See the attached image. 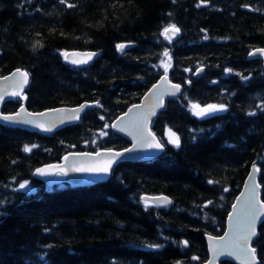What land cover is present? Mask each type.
Here are the masks:
<instances>
[{
	"label": "trees",
	"instance_id": "trees-1",
	"mask_svg": "<svg viewBox=\"0 0 264 264\" xmlns=\"http://www.w3.org/2000/svg\"><path fill=\"white\" fill-rule=\"evenodd\" d=\"M171 25L182 32L172 44L163 35ZM255 49H264V0H0V77L30 73L27 108L98 104L52 135L0 124V264L206 262V236L224 233L253 163L264 199V63L247 58ZM71 50L100 55L76 69L64 60ZM164 74L184 90L153 122L162 156L121 163L89 187L47 193L34 179L70 152L127 148L111 124ZM193 104L225 111L197 116ZM157 195L173 203L143 199ZM254 247L264 264V223Z\"/></svg>",
	"mask_w": 264,
	"mask_h": 264
},
{
	"label": "water",
	"instance_id": "water-1",
	"mask_svg": "<svg viewBox=\"0 0 264 264\" xmlns=\"http://www.w3.org/2000/svg\"><path fill=\"white\" fill-rule=\"evenodd\" d=\"M169 36L170 43L179 40L182 36L181 31ZM125 47L121 50H124ZM257 50V49H255ZM251 51L248 60H262L264 54ZM66 62L75 68H86L91 66L100 53L96 51L71 50L66 53ZM89 56L91 57L89 59ZM72 61H76L73 63ZM86 61V62H81ZM22 73H27V83ZM204 73V69H199L195 75L198 79ZM15 74V75H13ZM31 77L23 69H15L8 75L0 77V124L10 127L38 133L41 135H51L58 131L77 125L82 116L94 109L97 103L84 102L73 107H58L42 112H31L27 108L26 93L30 86ZM174 85H180L177 90ZM191 83H188V87ZM184 90V86L171 80L168 74L161 76L149 90L144 94L138 103L130 106L111 124L112 130L130 142V146L125 149H100L96 152L82 151L70 152L60 161L53 165L43 167L51 175L41 176L37 171L33 174L35 179L45 184L47 193H52L54 187L67 184L72 188L89 187L105 183L110 180L114 168L125 162H148L160 157L165 152V146L152 131V125L159 113L166 107L167 100L179 97ZM16 100L22 102V106L17 112L12 114L4 113V106ZM73 110H79L74 112ZM155 113L154 115L152 113ZM78 116V119L72 117ZM8 117L10 119H4ZM115 125V127H113ZM50 129V130H45ZM147 139L145 143L144 139ZM159 142L160 148L154 147ZM67 157V159H65ZM109 167L108 172L94 171L104 167ZM55 166V167H52ZM85 169H91L88 171ZM260 169L257 163H253L249 174L244 182L241 192L231 208L226 222V229L223 235L206 236L208 247V260L203 264H222L232 262L234 264H260L254 242L259 235V230L264 223V199L263 187L260 183ZM144 200L152 202L156 207L165 208L172 204V199L167 195L144 196ZM250 213H260L255 227V235L248 245L249 258L246 260L239 253L237 248L238 236L235 233L236 221L240 220L244 225ZM255 249L254 258L251 250ZM222 250H231L233 255L220 254Z\"/></svg>",
	"mask_w": 264,
	"mask_h": 264
},
{
	"label": "snow or ice",
	"instance_id": "snow-or-ice-1",
	"mask_svg": "<svg viewBox=\"0 0 264 264\" xmlns=\"http://www.w3.org/2000/svg\"><path fill=\"white\" fill-rule=\"evenodd\" d=\"M61 2H65V0H61ZM69 7H72V5H68ZM180 30L179 28H177L175 25H171L169 27H166L163 31V35L165 36V39H171L172 37L169 36V33L171 32L173 35H175V33H178ZM118 47H120L121 49H123L125 47V45H119ZM256 52H260L262 54H264V49H257L255 50V52L252 53V55H255ZM67 55V54H66ZM165 56H168V52H164ZM91 57L89 56V59ZM170 59V57H169ZM73 63H76V61H72ZM81 62H86V61H81ZM15 75V74H13ZM22 75L25 77V83H27V73H22ZM173 87H175L177 90H179L180 85H174ZM193 109H198V111H196L194 114L197 116H203L208 114L209 112L215 113V112H221V111H225V107L223 105H208L206 108H201L199 105L197 104H193L192 105ZM74 112H78L79 110H73ZM153 115L155 114L154 112L152 113ZM254 113H249V115H253ZM74 119H78V116H74L72 117ZM4 119H10L8 117H5ZM113 127H115V125H113ZM50 130V129H45ZM174 137V139H173ZM145 143H147V139L143 138ZM170 143H173L176 147L180 146V141H179V137L175 135V133H171L170 131V139H169ZM154 147L156 148H160L161 145L159 144V142H157ZM25 152H31L32 148L25 146L24 148ZM65 159H67V157H65ZM55 167V166H52ZM109 167H104L101 169H96L94 171H100V172H108ZM88 171H93L91 169H85ZM37 174L41 175V176H45V175H51L53 173H50L49 171H46L45 169H37ZM28 187V185L26 183H21L19 185L20 189H26ZM225 191H227V189H225ZM260 215V213H250L248 216V219L246 221V223L244 225H241V222L239 219H237L236 221V228H235V233L238 236V241L239 243L237 244V248L239 249V253L243 256L244 259H248L249 258V252H248V245L249 242L251 241L252 237L255 235V227H256V223L258 220V216ZM220 254H227L229 256L233 255L234 252L231 250H222ZM251 254L252 257L254 258V254H255V249L251 250Z\"/></svg>",
	"mask_w": 264,
	"mask_h": 264
},
{
	"label": "rangeland",
	"instance_id": "rangeland-1",
	"mask_svg": "<svg viewBox=\"0 0 264 264\" xmlns=\"http://www.w3.org/2000/svg\"><path fill=\"white\" fill-rule=\"evenodd\" d=\"M201 107V106H200ZM201 108H204V107H201ZM194 110V113L196 112V111H198V109H193ZM215 113H217V112H215ZM210 114H213L212 112H209L208 114H206V115H210ZM206 115H203V116H206ZM168 138L170 139V133H168ZM173 139H174V137H173Z\"/></svg>",
	"mask_w": 264,
	"mask_h": 264
}]
</instances>
